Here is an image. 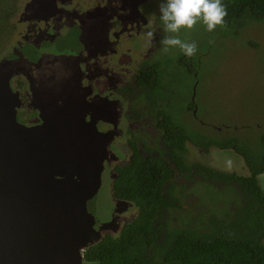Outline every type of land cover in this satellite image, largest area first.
Here are the masks:
<instances>
[{
  "label": "flooded vegetation",
  "instance_id": "flooded-vegetation-1",
  "mask_svg": "<svg viewBox=\"0 0 264 264\" xmlns=\"http://www.w3.org/2000/svg\"><path fill=\"white\" fill-rule=\"evenodd\" d=\"M30 1L18 18L23 30L16 45L0 59L16 60L21 52L31 63L10 81L20 102L17 120L37 128L46 119L66 118L70 109L72 116L95 124L110 144L102 176L111 181L114 204L110 219L97 222L95 229L115 218L101 240L116 237L137 214L134 203L115 195L118 169L137 157L174 164L167 139L180 142L182 112L199 120L193 90L200 75L198 53L189 57L175 49L172 54L161 44L171 35L160 20L161 0H46L21 22ZM148 31L154 33L152 40L145 35ZM53 57L67 61L56 64ZM177 68L194 81L190 94L179 90ZM180 182L179 174L174 175L173 183L178 187ZM163 194L169 198L166 190ZM174 198V204L181 202L175 187Z\"/></svg>",
  "mask_w": 264,
  "mask_h": 264
},
{
  "label": "trees",
  "instance_id": "trees-1",
  "mask_svg": "<svg viewBox=\"0 0 264 264\" xmlns=\"http://www.w3.org/2000/svg\"><path fill=\"white\" fill-rule=\"evenodd\" d=\"M222 3L228 13L224 28L244 24L239 27L243 29L251 22L264 20V0H222ZM18 6L17 1L2 6L0 24L5 25L0 26V37L5 46L0 49V57L16 30L12 19ZM198 56L199 69L202 55ZM167 140L173 142V138ZM172 142L170 160L174 164L137 157L130 165L118 169L115 195L134 203L137 214L118 236H107L89 246L84 252V264H264V191L258 180L264 174V140L259 149H254L237 137L202 135L196 139L181 127L180 142ZM188 142L204 152L212 147L233 150L243 158L250 175L223 172L202 163L188 164L183 157ZM175 148L179 154L174 153ZM177 174L188 183L197 178L192 186L205 182L221 188L232 186L241 203L227 213L203 212L202 221L189 222L190 211L195 207L189 203L174 204V187L179 189L182 202L190 200L193 188L189 191L181 182L177 187L173 183ZM167 185L171 188L166 189Z\"/></svg>",
  "mask_w": 264,
  "mask_h": 264
},
{
  "label": "water",
  "instance_id": "water-1",
  "mask_svg": "<svg viewBox=\"0 0 264 264\" xmlns=\"http://www.w3.org/2000/svg\"><path fill=\"white\" fill-rule=\"evenodd\" d=\"M45 2L27 3L21 22ZM18 55L0 61V264H84L85 250L116 223L97 231L88 209L102 187L110 144L70 109L41 127L21 125L10 81L31 63ZM59 58L51 59L67 61Z\"/></svg>",
  "mask_w": 264,
  "mask_h": 264
},
{
  "label": "rangeland",
  "instance_id": "rangeland-1",
  "mask_svg": "<svg viewBox=\"0 0 264 264\" xmlns=\"http://www.w3.org/2000/svg\"><path fill=\"white\" fill-rule=\"evenodd\" d=\"M16 1L19 8L12 19L16 30L11 34L0 59L11 51L19 39L18 32L23 30V26L18 25V18L28 1L0 0V15L2 6H10L11 2ZM2 25L5 23L0 24ZM243 25L232 28L218 26L215 31L209 32L203 22H200L192 30L182 29L179 33L182 40L194 42L197 45V55L203 56L200 58L198 84L193 89L199 120H194L184 111L180 117L181 127L196 139H200L202 135L222 139L237 137L242 143L259 149L260 142L264 140V20L251 22L239 29ZM4 46L5 41L0 37V49ZM168 48L172 54L175 49H180ZM176 73L182 77L179 90L190 94L194 81L182 69L177 68ZM183 157L188 164L202 163L223 172L250 175L243 158L233 150L212 147L207 153L188 142ZM258 180L264 191V174ZM181 183L188 186L189 191L193 188L188 196L190 200L182 202V196L180 198L182 205L189 203L191 207H195V210L190 211L189 222L202 221L203 212L218 211L223 214L230 209L235 210L241 203L238 192L232 186L221 188V185L207 182L192 186L184 178ZM113 208L111 181L102 176V187L96 198L89 202L88 209L97 222H103L110 219Z\"/></svg>",
  "mask_w": 264,
  "mask_h": 264
},
{
  "label": "clouds",
  "instance_id": "clouds-1",
  "mask_svg": "<svg viewBox=\"0 0 264 264\" xmlns=\"http://www.w3.org/2000/svg\"><path fill=\"white\" fill-rule=\"evenodd\" d=\"M160 20L163 22L166 35L161 44L168 47H179L186 56L196 54L197 45L186 42L179 37L182 29L192 30L198 23L203 22L209 32L223 26L228 15L222 0H161L159 5ZM149 40L154 33L148 31Z\"/></svg>",
  "mask_w": 264,
  "mask_h": 264
}]
</instances>
